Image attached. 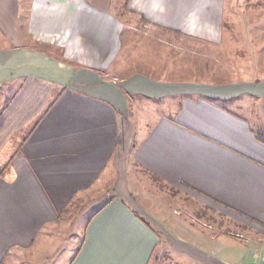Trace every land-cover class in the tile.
Segmentation results:
<instances>
[{
    "label": "crops",
    "instance_id": "crops-1",
    "mask_svg": "<svg viewBox=\"0 0 264 264\" xmlns=\"http://www.w3.org/2000/svg\"><path fill=\"white\" fill-rule=\"evenodd\" d=\"M121 1L0 0V264H52L72 235L81 196L117 175L123 153L201 206L264 227V137L244 100L264 89L177 81L182 89L175 90L157 79L134 86L135 74L113 67L123 47L120 9L150 23L146 30L217 48L225 31L219 19L229 17L233 0ZM110 74L114 80L104 78ZM136 89L180 102L169 116L156 101L151 120L128 137ZM86 212L81 243L66 264H151L170 242L183 247L177 258L189 264H250L256 257L232 248L231 239L215 246L199 218L186 226L136 196L113 193L79 216ZM173 222L188 232L179 241L168 238Z\"/></svg>",
    "mask_w": 264,
    "mask_h": 264
},
{
    "label": "rangeland",
    "instance_id": "rangeland-1",
    "mask_svg": "<svg viewBox=\"0 0 264 264\" xmlns=\"http://www.w3.org/2000/svg\"><path fill=\"white\" fill-rule=\"evenodd\" d=\"M123 4L125 5V2L122 0L120 5ZM115 6L112 5L111 9H114ZM260 8H264V0H233V11L229 12V17L219 19L220 25L225 31L221 40L223 45L217 48L215 45L197 43L196 39L192 40L187 36L164 33L160 30H146L144 29L145 25L151 26L150 23L142 18L128 19L127 10L120 9V18L118 19L124 26L123 47L122 53L120 52L121 55L114 62L113 67L120 69L121 75L135 74L136 82L131 84L134 86L139 85L137 81L142 79L151 80V82L157 79L160 80L158 82L160 84L173 83L175 90L182 89L181 86L176 85L177 81H188L187 85L191 86L202 84L204 88H211L210 85H213L212 87L218 89L224 88V85L228 88V85L232 84L233 89L240 90L248 87L259 92L257 91L258 87L264 89V82L259 83V80L264 81V11L262 12ZM113 12H116V9ZM128 24L136 26L135 31L129 28ZM128 42L133 43L129 44ZM62 58L64 57L62 56ZM104 78L111 81L115 77L110 74ZM249 83L251 86L245 85ZM126 84L122 83L121 87L128 92L130 89L127 90ZM136 90L138 91H133L130 95L131 106L135 112L126 119V122L130 121L131 123L127 125L130 129L126 130L128 137L135 136V134L137 136L141 132L139 126L151 120L156 101L165 103L166 114L169 116L174 111V102L177 100L180 102V98L178 99L176 96L153 99L139 89ZM193 95L194 93L191 94V97ZM244 100L246 104L250 105L252 111L257 112L259 117L257 131L264 137V92L259 97L253 93L251 97H245ZM220 102L224 104L223 101ZM122 157L120 168L117 171L113 170L117 174L116 176L104 177L84 196H81L84 197V200L78 201L80 208H77L76 211L77 220L71 230L72 235L65 243H62L61 253L52 259V264L60 262L66 264L76 253L81 243L84 224L90 215V212H86L80 217V212L85 210L86 206L87 210L89 207L98 208L113 193L126 197L136 196L140 199L141 204L143 201L147 205L148 202H153L161 207L163 215L165 214L169 219L170 217L172 219L180 217L179 220L186 226H191L192 220L197 217L199 221L197 219L196 223H203L204 227L201 225V228L208 230L206 231L208 234H204V236L211 235L215 246H222L223 242L219 240L220 237L224 240L229 239V241L231 239L232 248L236 246L235 249L238 251L242 249L243 252L246 253L245 250H247L256 257L259 255L257 259L256 257L252 259L250 264H264V227L255 229L250 225L243 226L234 218L228 217L217 209L203 207L199 201L164 186L149 173L126 162L125 153ZM126 157L128 158L127 155ZM110 174H112L111 171ZM155 210L156 208H153L154 212ZM168 226L167 229L170 231L168 238L170 239L179 241L181 237L178 235L188 233L185 229L180 231L181 228L176 227L174 222ZM170 243L168 248L159 252L157 259H153L151 264H189L188 259L177 258L179 254L184 257V253L181 251L183 247L177 245V242ZM182 243L185 246L190 241ZM236 259L240 260V255ZM217 260H222L221 255Z\"/></svg>",
    "mask_w": 264,
    "mask_h": 264
}]
</instances>
